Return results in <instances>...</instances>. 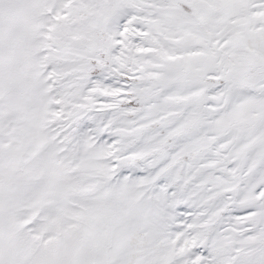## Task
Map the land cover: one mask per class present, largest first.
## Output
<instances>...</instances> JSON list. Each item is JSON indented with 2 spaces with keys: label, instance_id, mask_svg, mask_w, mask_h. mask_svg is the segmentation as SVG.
<instances>
[{
  "label": "snow or ice",
  "instance_id": "obj_1",
  "mask_svg": "<svg viewBox=\"0 0 264 264\" xmlns=\"http://www.w3.org/2000/svg\"><path fill=\"white\" fill-rule=\"evenodd\" d=\"M0 264H264V0H0Z\"/></svg>",
  "mask_w": 264,
  "mask_h": 264
}]
</instances>
